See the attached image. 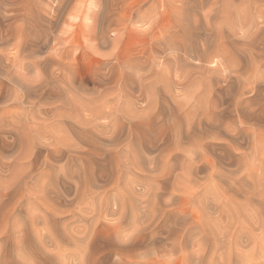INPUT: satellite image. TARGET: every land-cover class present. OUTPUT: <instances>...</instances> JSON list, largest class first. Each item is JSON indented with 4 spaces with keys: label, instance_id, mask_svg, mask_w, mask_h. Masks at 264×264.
Here are the masks:
<instances>
[{
    "label": "rangeland",
    "instance_id": "obj_1",
    "mask_svg": "<svg viewBox=\"0 0 264 264\" xmlns=\"http://www.w3.org/2000/svg\"><path fill=\"white\" fill-rule=\"evenodd\" d=\"M5 1L0 264L178 260L194 218L213 264H264V0H107V28L96 0Z\"/></svg>",
    "mask_w": 264,
    "mask_h": 264
},
{
    "label": "bare ground",
    "instance_id": "obj_2",
    "mask_svg": "<svg viewBox=\"0 0 264 264\" xmlns=\"http://www.w3.org/2000/svg\"><path fill=\"white\" fill-rule=\"evenodd\" d=\"M1 1V0H0ZM4 1V0H3ZM7 1H8V4H7ZM5 1V3L7 5H24L23 8H28L29 4L28 2L30 0H7ZM84 1V0H83ZM82 1V2H83ZM88 1V0H87ZM95 1V0H94ZM3 3V2H2ZM81 3V2H80ZM94 3V2H93ZM109 2H107V0H96L95 3L93 4V8L94 6H97L98 9H97V16H100V20L99 19H95L96 22H98V24L96 23V25L100 27H109L110 23H111V20L109 18H106V14H108V5ZM83 4V3H82ZM84 4H87L88 5V2L84 3ZM83 4V6H84ZM1 5V4H0ZM5 5V4H3ZM2 5V6H3ZM76 6V5H75ZM92 6V5H91ZM87 7V6H86ZM89 8V7H88ZM163 8V7H162ZM139 9V8H138ZM21 10V9H20ZM27 10V9H26ZM87 10V9H86ZM94 12L96 11L93 10ZM147 11V10H146ZM145 11V12H146ZM168 11V10H167ZM20 12V11H19ZM106 13V14H105ZM30 14V13H29ZM86 14V12H85ZM95 14V13H93ZM143 14V13H141ZM140 14V18H144L142 17V15ZM32 15V14H30ZM80 15V14H79ZM149 15V13H148ZM150 16V15H149ZM29 17V16H28ZM8 18V17H7ZM11 18V17H10ZM23 18V17H22ZM72 18V17H71ZM117 18V17H115ZM30 19V17H29ZM32 19H34L32 17ZM22 20V19H21ZM72 20V19H71ZM71 20H68L71 21ZM123 20H125L124 18L123 19H118L117 21L118 22H123ZM132 16L129 17V22H132ZM143 20V19H142ZM146 20V19H145ZM144 20V23L146 22ZM6 21V20H5ZM27 22L29 20H26ZM67 21V20H66ZM14 22V21H13ZM83 22V20H82ZM95 22V21H94ZM128 22V23H129ZM26 23V22H25ZM126 24L125 28L129 27L130 25L129 24ZM135 23V22H134ZM68 24V23H67ZM87 25V23H85ZM10 26V25H9ZM24 26V25H23ZM72 27V33L71 34H65V35H60V36H57L56 38L57 39H62L63 41L67 42V43H70V42H73L75 41V34H77V32L79 30L77 29H81V24H75V23H71L70 25ZM95 26V25H94ZM96 27V26H95ZM14 28V27H13ZM18 28V27H17ZM70 28V27H69ZM92 29V28H90ZM18 30V29H17ZM20 30V29H19ZM22 30V29H21ZM18 31L20 32V36H24L26 34V31L25 30H22V31ZM68 30V29H67ZM16 30L15 32H13V34H16ZM17 32V33H18ZM66 33V32H65ZM68 33V32H67ZM17 35V34H16ZM79 35V34H77ZM28 41V40H27ZM13 42V41H12ZM16 42V40H15ZM102 43V42H101ZM74 44V43H73ZM104 44V43H103ZM179 45V44H178ZM80 45H78L79 47ZM16 51V50H15ZM11 52H13L11 50ZM10 52V53H11ZM30 53V52H29ZM28 54V53H27ZM10 55V54H9ZM20 56V55H19ZM26 56V55H25ZM124 208V207H123ZM121 210V214L119 215V218H118V222L116 223V226H115V230L116 233H115V236L114 237H109L108 238V241L110 242V245L112 246V249L117 252L122 258H125V259H128L129 261H131V259H135L134 257H136V255H132L131 251H134L135 249L137 248H141V247H144L146 244H143L141 243V238H140V232H141V227L139 226L138 229L137 228H132L131 232H130V235H128L126 237V239L122 238V237H119L120 236V232L124 230V227H123V216H124V210ZM134 210V212L136 213V210H141L142 213H145L147 210H148V207L147 206H144V209H141V206H138L137 204L134 205V208L132 209ZM139 216L142 215L140 213H137ZM147 214V213H145ZM149 217V216H148ZM196 222V225L193 227L195 228V230L193 231H189V232H181L180 233H177L174 235L173 237V240L172 241V245L177 248L178 247V250H180V252H182V256L180 259H176V258H169L167 261L166 260H163V261H160V264H213V261H212V258H211V255H209V250H208V246H207V240L204 238H197L196 235L197 234H207V230H210L211 228L208 227V225H204L203 222L200 221V219H197V218H194ZM135 223H138V220L135 221L133 223V227H136ZM193 228V229H194ZM133 231V232H132ZM28 232V231H27ZM136 237V238H132L131 237ZM144 235V234H142ZM207 236V235H206ZM205 236V237H206ZM144 240V239H143ZM147 246V245H146ZM145 246V247H146ZM178 254V253H177ZM171 256V255H170ZM177 257V256H176ZM124 259V260H125ZM177 260V261H176ZM126 261V260H125ZM128 261V262H129ZM136 261V260H135ZM134 262V261H133ZM146 262V261H145ZM150 262V261H149ZM153 263V262H152ZM4 264H14L13 262H11L10 260L8 261H4ZM146 264V263H144ZM148 264V263H147ZM151 264V262H150Z\"/></svg>",
    "mask_w": 264,
    "mask_h": 264
}]
</instances>
